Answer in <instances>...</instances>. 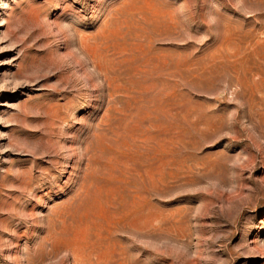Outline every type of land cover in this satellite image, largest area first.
<instances>
[{"label": "rangeland", "instance_id": "rangeland-1", "mask_svg": "<svg viewBox=\"0 0 264 264\" xmlns=\"http://www.w3.org/2000/svg\"><path fill=\"white\" fill-rule=\"evenodd\" d=\"M0 264H264V0H0Z\"/></svg>", "mask_w": 264, "mask_h": 264}]
</instances>
